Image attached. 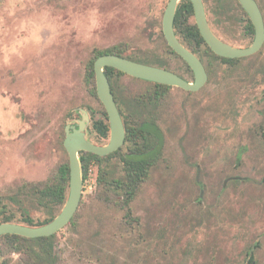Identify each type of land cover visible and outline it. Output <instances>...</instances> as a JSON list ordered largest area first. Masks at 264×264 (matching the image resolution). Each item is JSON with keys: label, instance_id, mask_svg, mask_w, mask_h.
I'll return each instance as SVG.
<instances>
[{"label": "rangeland", "instance_id": "obj_1", "mask_svg": "<svg viewBox=\"0 0 264 264\" xmlns=\"http://www.w3.org/2000/svg\"><path fill=\"white\" fill-rule=\"evenodd\" d=\"M208 1L213 9L218 3ZM168 2L0 0V207L21 184L45 181L69 160L65 126L81 108L90 115L89 138L108 142L92 129L105 109L86 84L94 49L122 46L192 79L162 36ZM214 29L236 45L247 42L239 28ZM213 61L202 90L171 86L154 111L164 156L130 216L121 195L98 185L94 166L75 223L56 233L57 264H264V47L235 63ZM152 91L125 75L117 92L127 101ZM117 159L109 170L121 168ZM0 251L1 262L32 264L2 239Z\"/></svg>", "mask_w": 264, "mask_h": 264}, {"label": "trees", "instance_id": "obj_2", "mask_svg": "<svg viewBox=\"0 0 264 264\" xmlns=\"http://www.w3.org/2000/svg\"><path fill=\"white\" fill-rule=\"evenodd\" d=\"M186 3L187 1L183 0L179 5L175 20L176 24H178V22L181 20V14L186 8ZM189 6L190 12L193 13L192 4L189 3ZM177 30L182 32L181 34L184 36V42L194 43L195 45H197V47H200L199 51L202 48L205 49L204 52L201 53V56L206 54L208 55V53H213V56L220 57L215 54L210 47H208L199 28H186V30L184 28H177ZM162 36L163 38H165L163 31ZM166 41L167 40H165V42ZM166 44L168 49L172 53L179 56L172 49V47L169 46L168 42H166ZM193 50L194 52H198L197 48H194ZM104 54H117L136 60L138 62L168 68L165 66L163 60L160 59L153 60L148 57L141 58L132 55H126L125 49L122 46L116 45L104 50L94 49L93 56L87 64L86 84L88 85V87H90V89L96 96H98V93L95 77V61L99 56ZM105 73L111 82L114 94L119 96L117 92L119 80L121 77L128 74L114 67H106ZM130 77L152 84V89L154 92L143 95L141 98H134V100H132L133 103H131L130 101H124V99L120 98L121 100L119 108L123 116V121L126 128V142L130 145L131 142H133L134 138L143 137V143L150 148L152 144L156 146L158 139L161 138V135L156 124L153 122L154 119H152L151 117H148V119L147 116L144 115V111L147 110L145 108L147 107V104L156 106L158 99V96L156 94L157 91L165 90L164 93H166V89L171 88V86L143 80L133 76ZM128 107H134L132 108L134 114L138 115L140 118L143 117L144 120L147 119V121H149L148 125L146 126V123H144L139 125L138 128L131 126L127 120V112L130 111ZM103 114L106 116L107 120L105 121L103 119H100L94 121L92 129L99 131L104 136H108L110 132V123L108 119V113L105 109ZM123 149L124 147L105 157H101L91 152L82 151L80 153V158L84 170V181L86 182L90 178L94 170V166L98 165V185L106 188L109 192L113 191L116 194L118 193L119 195H121L122 198L120 201L122 202V205L128 209L127 214L130 216L129 208L131 202L137 196V192L142 183L148 178L151 166L157 162L158 150H155L151 155L144 156L142 154L130 155L127 152H124ZM113 156L118 158L117 162L121 165V168L119 170L115 169V166L114 169L109 170V165L112 164L111 158ZM98 161L107 163L105 164V166H101L102 163L99 164ZM69 192L70 165L69 160H67L65 163L59 165L57 169L52 173V175L45 181L25 182L17 188V191L14 194L8 195L9 202L4 203L0 207V224L3 222H11L31 227H39L48 224L63 209L69 197ZM104 199L105 201H108L109 197L106 196ZM32 209L43 211L45 213V217L37 218L33 216ZM76 214L70 224L75 223ZM56 237L57 234L37 238H28L17 234H6L0 236V240L2 239L5 241L8 249L26 254V256H28L32 260V264H57L58 255L55 245ZM1 254L2 252L0 251V256ZM0 264H7V262L0 261Z\"/></svg>", "mask_w": 264, "mask_h": 264}, {"label": "water", "instance_id": "obj_3", "mask_svg": "<svg viewBox=\"0 0 264 264\" xmlns=\"http://www.w3.org/2000/svg\"><path fill=\"white\" fill-rule=\"evenodd\" d=\"M196 14V21L200 32L212 48L223 57H244L259 51L264 43V18L262 11L255 0H240L250 15L256 27L255 39L249 47L239 48L220 39L210 28L202 0H191ZM180 0H169L163 16V32L172 47L193 69L195 81L189 82L177 73L156 65L138 62L117 54H104L95 61V77L97 93L105 106L110 122V141L105 145L93 142L87 133L90 123L89 112L81 108L82 116L76 123H67L65 126L64 146L69 154L70 165V192L61 212L48 224L31 227L17 223L3 222L0 224V236L17 234L28 238L47 237L56 234L68 225L75 216L83 195L84 170L80 152L86 151L101 156L117 151L125 141L126 129L116 104L111 82L105 73L106 67H114L130 76L160 84L178 86L186 90L197 91L207 81L208 76L200 58L178 39L174 20Z\"/></svg>", "mask_w": 264, "mask_h": 264}, {"label": "flooded vegetation", "instance_id": "obj_4", "mask_svg": "<svg viewBox=\"0 0 264 264\" xmlns=\"http://www.w3.org/2000/svg\"><path fill=\"white\" fill-rule=\"evenodd\" d=\"M182 1L183 0H180V2L178 4V7H177V10H178L179 5H180V3ZM186 1H187L186 8L183 10V12L181 14V20L178 22V24L175 23L176 22L175 21L176 20V15H175L174 28H175V33H176L178 39L180 40V42L182 44H184L188 49H190L193 52H194V50H193L194 48H197L198 49V52H194V53L200 58V60L204 64V67L206 69L207 76H208V79H207L206 83L199 90H197V91H200V90H202V88L204 86H206L208 84V81L210 80V77H211V64H212V62H214L213 59L214 60L215 59H219V60H222L225 63H235V62H238L241 59H245L247 57H250V56H253V55L259 53L263 49L264 43H263V45H262V47H261V49L259 51H257L254 54H251V55H248V56H244V57L229 58V57L220 56L218 54L217 55L220 56V57H215V56H213V53H211V54L208 53V58L209 59H208V62H206L204 60L203 56H201V53L199 51V48L200 47H197V45H195L192 42H184V36L181 34L182 32L179 31V30H177V28H184L185 30H186V28H199V26L197 24V21H196V14H195V8H194V5H193V2L191 0H186ZM202 1H203V4H204V8H205V12H206V17H207L208 24H209L210 28L213 30V32L220 39H222L223 41H225V42H227V43H229V44H231L233 46L239 47V48H246V47H249L252 44V42L255 39V35H256V27L253 24V21H252L250 15L246 11V9L243 7V5L240 2V0H235L236 1V5H237L236 7L237 8H229L227 6V4L225 3L226 0H217L218 3H217V5H216V7L214 9L212 8V6H209V4H208L209 1L208 0H202ZM255 1L258 3V5H259V7H260V9L262 11L263 18H264V4H263L262 0H255ZM189 3L192 4L193 13L190 12ZM176 14H177V11H176ZM195 24H196V26H195ZM162 28H163V20H162ZM214 28H225L226 31H230L231 28H239L240 35L242 37H244L247 40V42L245 43V45H236L233 42L228 41V40L224 39L222 36H220L216 32V30ZM178 31H179V33H178ZM206 44L208 45L207 42H206ZM208 47H210V46L208 45ZM211 50H212V48H211ZM182 60H183V63H184L185 70L187 71L188 74L191 75L192 79H190L189 77L185 76L184 74L177 73V72H175V71H173V70H171L169 68H166V69H169V70L177 73L178 75H180L182 78H184L185 80H187L189 82H194L195 81V73H194L193 69L191 68V66L183 58H182ZM163 68H165V67H163ZM164 85H166V84H164ZM168 86H172V85H168ZM175 87H178V86H175ZM178 88H180L182 90H185L187 92H197V91L186 90V89H183L181 87H178ZM169 89L170 88L166 89V92ZM152 92H154V91H152ZM164 92H165V90H161V91L158 90L157 93H156L157 96H158L156 106L147 104V107L145 108L147 110L144 111V115H146L147 118L148 117H151L152 119H154L153 122L156 124L157 128L159 129V133L161 135V138L158 139L156 146L154 144H152V146L150 148L147 147L143 143L144 142V138L143 137L142 138H138V137L137 138H134L133 139V142H131V144L129 145L126 142V134H125L124 144L118 149V150H120L123 147L124 148L126 147L127 148L126 152L128 154H130V155H133V154L134 155L135 154H142L144 156L151 155V154L154 153L155 150H158V154H157L158 160H157V162L155 164H153L151 166L150 171H149V174H150L151 170L153 169V167L156 166L163 159L164 151H165V143H166L165 133H164L162 127L160 126V124L158 122V119L156 118V116L154 114L155 113L154 111L155 110L157 111L158 108L160 107L161 103H162V99L164 98V96L166 94ZM113 94H114V92H113ZM114 97H115V100H116V104L118 106V109L120 111V108H119L120 106L119 105H120V100L121 99L116 94H114ZM141 97H133V98H130L129 100H127V102L130 101L131 103H133L132 100H134V98L136 99V98H141ZM104 108H105V106H104ZM132 108H134V107H132ZM132 108H129L130 111L127 112V115H128L127 120L130 123V125L133 126V127H135V128H138L139 125L146 123V126H147L149 121H147V119L144 120L143 117L140 118L138 115L134 114ZM120 114H121V112H120ZM121 117H122V120H123L122 114H121ZM100 119H103L105 121L107 120L106 119V116L104 114H103V118H100ZM100 119H98V120H100ZM108 119H109V117H108ZM123 123H124V121H123ZM95 131L98 132V134H99L100 137H105V138L108 137V142L110 141V132H109L108 136H104L99 131H97V130H95ZM261 132L264 135V128H263V130H261ZM96 144H98V145H105V143H102V142H97ZM141 149H142V151H141ZM110 154H112V153H110ZM110 154H108V155H110ZM99 156H101V155H99ZM105 156H107V155H104V156H101V157H105ZM114 157L115 156H113L111 159H113ZM98 163L101 164L102 162L98 161ZM254 260H255L254 259V256L253 255L250 256V259H249L250 263L251 262L254 263L255 262Z\"/></svg>", "mask_w": 264, "mask_h": 264}]
</instances>
